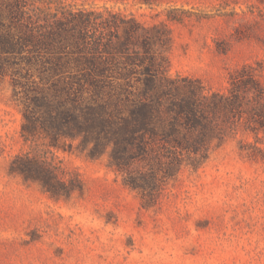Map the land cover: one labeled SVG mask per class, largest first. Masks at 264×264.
Returning <instances> with one entry per match:
<instances>
[{"label":"rangeland","instance_id":"374dc122","mask_svg":"<svg viewBox=\"0 0 264 264\" xmlns=\"http://www.w3.org/2000/svg\"><path fill=\"white\" fill-rule=\"evenodd\" d=\"M77 10L96 32L108 11L157 26L171 79L222 91L246 65L264 87V0H0V35L50 29ZM0 57V264H264V131L238 129L199 164L132 188L110 148L92 157L81 138L25 141L17 57ZM24 154L56 169L58 193L11 171Z\"/></svg>","mask_w":264,"mask_h":264},{"label":"trees","instance_id":"16d2710c","mask_svg":"<svg viewBox=\"0 0 264 264\" xmlns=\"http://www.w3.org/2000/svg\"><path fill=\"white\" fill-rule=\"evenodd\" d=\"M108 13L113 20H101L97 32L92 14L77 10L50 29L0 35V53L18 61L10 75L15 93L25 94V141L43 133L59 147L81 138L92 157L110 148L111 163L129 172L126 183L142 189L158 170L170 176L184 161L199 164L238 129L264 131V87L250 66L231 72L222 91L171 79L166 55L155 48L167 36ZM134 161L147 170L130 168ZM11 171L58 193V174L47 161L17 155Z\"/></svg>","mask_w":264,"mask_h":264}]
</instances>
